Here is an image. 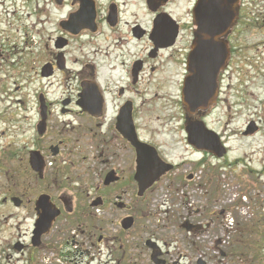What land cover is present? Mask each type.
I'll return each instance as SVG.
<instances>
[{
  "label": "flooded vegetation",
  "instance_id": "flooded-vegetation-1",
  "mask_svg": "<svg viewBox=\"0 0 264 264\" xmlns=\"http://www.w3.org/2000/svg\"><path fill=\"white\" fill-rule=\"evenodd\" d=\"M88 1L89 6L92 5L93 8L87 16L90 19L91 13L93 25L91 29L73 34L65 29V26H61V22H69L72 14L79 12L84 4L72 0L69 5L67 0H56L58 5L64 6L59 8L71 9L60 19L58 33L43 41L41 45L43 47L39 51L41 55L31 52L32 49H25L19 54L11 49L9 54L0 53V57L7 58L6 65L9 67L27 68L29 74L34 73L40 81L51 83L58 75H64V78L74 81L72 85L69 83L64 85L62 100L59 101L61 116L69 121L67 126L72 125L71 119L76 117L90 122L92 130L79 125L80 131L75 138L78 142H82L88 136L91 146L93 144L92 150L96 152L95 159L105 170L100 175V181L93 183L94 188L83 190L86 195L84 204L77 207L74 204L75 193L71 192L72 186L70 182L69 186L65 183V179L68 181L72 178L80 179L79 176H71L79 173V166L75 169L76 163L71 161L74 150L72 145L68 144V139L56 141L49 146L53 159L61 157L64 151H69L67 160L62 162L61 166H53L52 162H48L46 151L31 150L27 164L32 172L31 180L35 184L27 188V193L30 197L35 196L28 201V205H33L35 218L28 238L24 241L19 239L10 247L15 250L18 257L7 263L5 259V262L0 264H122L123 262L125 264H158V262L159 264H197V258L193 259L190 255L178 252L180 246L188 245L192 248V238H188L189 241L179 240L173 243L162 240L164 230L159 226H152L153 231H150L148 226L140 224L132 205L124 201L132 195L130 193L132 187L140 201L152 192L150 188L143 197L138 196L139 187L135 179L137 152L130 139L124 135L127 134L128 112L138 142L155 149L163 162L174 165V170L181 166L179 161L183 165L184 160L188 158L185 155L182 158L172 157L175 151L182 150L184 153L191 151L192 154L199 153L215 159L206 151L190 144L187 135L190 126L202 128L203 125V128L215 134L221 149L226 151L223 160L227 161L231 152L229 142L234 135L228 133L230 125L235 120L232 112L237 115V106L245 104L248 101L247 97L252 95L249 87H246L244 92L242 86L236 84L234 79L237 75L238 77L253 75L254 70L259 69L262 62L264 63V47L262 52L260 49H255L256 44L252 38L258 36L259 27L250 8V3L253 1L238 0V13L233 27L218 38V45L225 44L228 58L218 74L216 100L207 109L198 108L191 112L184 104V90L185 82L190 76L188 61L194 49L195 33L198 29L196 8L201 0L138 2L150 17L146 23L141 24L136 20L138 14L133 13L135 20L124 34L118 32L122 24V16H126V11L122 9L124 5H133L132 0H107L103 7L99 4L100 0ZM118 1L121 3H117ZM35 15L37 14L34 11L29 13V16ZM127 25L128 23H125V27ZM90 38L93 41L95 57L92 63L85 62L82 55L89 45L80 43L83 39ZM47 73L51 75L48 76ZM33 78L34 76H31L30 80ZM86 85L92 87L95 93L93 113L83 111L78 104ZM49 96V92L43 90L38 97L40 106L41 102H44L47 108L46 131L43 135L38 134L40 138L48 135L51 128L49 120L53 116L54 103ZM23 100L25 99H18L20 101L18 103H23ZM219 106L223 110L222 120L216 118L214 113ZM172 110L176 112L169 115ZM153 124H156V128L152 126ZM260 131V126L251 120L242 129L241 135L251 137ZM91 132L93 137L90 138ZM84 146L81 145L80 149L82 150ZM54 150L57 152L56 156ZM32 151H38L45 161L42 175L31 166ZM58 183L64 187L63 190L67 193L65 195L70 193L72 196L70 199L58 194L55 189ZM42 195L49 196L61 213L52 224L51 230L42 235L40 244L36 245L32 239L38 217L36 203ZM25 196L27 195L6 196L3 204L14 205L17 209H21L26 205ZM67 207L71 208V211ZM111 207L123 211L126 215L123 221H120V230L102 224L98 216L100 212L109 215L108 209ZM64 212L68 216L77 214L79 222L83 221L80 219L83 217H91V220L73 227L59 225L58 223L65 216ZM170 213L168 210L165 212L155 210L154 216L165 215L167 219ZM128 218L132 219V225L126 229L124 224H128L126 222ZM169 229L166 227L167 232L172 231ZM179 232L185 233L182 226L175 234ZM149 241L153 244H148ZM154 252L160 255L154 258ZM105 254L114 259L104 263L102 257ZM199 257L209 264L203 256ZM85 260L89 262L85 263Z\"/></svg>",
  "mask_w": 264,
  "mask_h": 264
},
{
  "label": "rangeland",
  "instance_id": "rangeland-1",
  "mask_svg": "<svg viewBox=\"0 0 264 264\" xmlns=\"http://www.w3.org/2000/svg\"><path fill=\"white\" fill-rule=\"evenodd\" d=\"M70 1L72 0H67L69 5ZM132 1L135 5H124L122 9L126 11V16H122L119 33L124 34L132 25L135 20L133 13L138 14L136 20L141 24L146 23L150 17L142 4L138 3L144 2L143 0ZM251 1H253L250 3L253 17H256V22L259 24L258 36L252 37L256 44L254 48L262 52V47H264V0ZM37 2L38 6H36ZM106 2L107 0H100L99 4L103 7ZM117 3L120 4L121 1ZM59 7L64 6L58 5L56 0H0V53L9 54L11 49H14V52L19 54L25 49H32L31 52L41 55L39 51L43 47L41 46L43 41L58 33L60 19L65 17L71 9L70 7ZM32 11L37 15L29 16ZM125 23H128L127 27ZM92 42L91 38L80 42L82 45H89L82 54L85 62L88 63H92L95 59ZM6 62L7 58L0 57V262H5L6 259L7 263L18 257L15 250L10 247L19 239L24 241L28 238L35 218L33 205H28L29 198L33 199L35 196L30 197L27 193V188L35 184L31 180L32 172L27 164L31 150L46 151L48 162H52L53 166H61L62 162L67 160L69 151H64L61 157L53 159L49 146L56 141L68 139V144L72 145L74 150L71 161L76 163L75 169L79 166V173L71 174V176H79L80 179L72 178L70 181L65 179V183L69 186L70 182L71 192L75 193L74 204L77 207L84 204L86 195L83 190L94 188L93 183L100 181V175L105 168L98 160L96 161V152L92 150L93 144L91 146L88 136L82 142H78L75 138L80 131L79 125L92 130L90 122L76 117L71 119L73 124L67 126L69 121L61 116L59 101L62 100L64 85L66 83L72 85L74 81L64 78V75H58L51 83L40 81L34 73L29 74L30 71L27 68L16 69L7 66ZM31 76H34L32 80H30ZM234 82L241 85L244 92L246 87H249L252 95L247 97L248 101L245 104L237 106V115L232 112L235 120L230 125L228 133L231 132L234 135L229 142L231 152L227 161L214 160L207 156L200 161V155L192 154L191 151L187 153L182 150L175 151L172 154L174 158H182L183 155L188 157L183 165L179 161L181 166L171 175L164 177L143 201L137 198L134 187L130 192L132 195L124 201L132 205L140 224L148 226L150 231H153L152 226H159L164 230L162 240L173 243L179 240L189 241L188 238H192V248L188 245L179 247L178 252H183L184 255H190L193 259L203 256L209 264H264V249H262L264 238H261L259 229V226L264 228V63L262 62L259 69L254 70L253 75L246 74L239 77L237 75ZM43 90L49 92V98L54 104L52 106L53 116L49 120L51 126L49 134L40 138L36 132L37 125L41 121L38 97ZM22 98L25 99L23 103H18L20 102L18 99ZM235 101L241 102L240 100ZM222 111L219 106L214 112L215 117L222 120ZM175 112L176 110H172L168 114ZM251 120L260 126L261 131L251 137H243L241 131ZM152 126L156 128V124ZM89 137H93V132L89 134ZM83 144L85 146L81 150L80 146ZM224 164L226 165V183L220 171V167H224ZM209 165L212 167L208 168ZM191 173L193 175L195 173L196 177L188 180L187 176ZM199 179H203L204 182L191 187ZM61 187L59 183L55 185L58 194L70 199V193L65 195L67 193L63 190L64 187ZM237 193L247 198L238 201V204L245 209L250 208V211H240L241 214H239L238 211L232 209L235 203L229 201L228 198ZM17 195H27L24 197L26 205L23 208L17 209L14 205L3 204L6 196ZM164 207L170 209L171 213L165 223H160L156 220L154 212ZM220 207L228 209L229 212L233 211V218L238 226L236 231L225 232L223 225L225 226L226 221H223L221 217H211ZM108 210L109 215L104 212L98 213L102 224L120 230V221H123L126 215L117 208L111 207ZM195 210L200 211V215L194 217L190 213L192 216L190 223H206L210 224V227L192 237L185 233L180 234V232L175 234L176 230L188 220L187 213ZM63 214L65 216L58 223L59 225L73 227L91 220V217H83L80 218L83 221L79 222L77 214L70 216L66 212ZM166 227L172 231L167 232ZM216 236L224 240V243L217 249L214 245H210ZM243 247L247 248L245 256ZM113 259L114 257H109L108 254L102 257L104 263ZM88 262L85 260V263Z\"/></svg>",
  "mask_w": 264,
  "mask_h": 264
},
{
  "label": "water",
  "instance_id": "water-1",
  "mask_svg": "<svg viewBox=\"0 0 264 264\" xmlns=\"http://www.w3.org/2000/svg\"><path fill=\"white\" fill-rule=\"evenodd\" d=\"M75 1H80L84 6L81 7L79 12L72 14L73 16L69 22H64L61 26H65V29H68L73 34H79L84 29L92 28L91 13L90 19L87 16L90 9L93 11V8L92 5L89 6L88 0ZM237 3L238 0H201L196 8V25L198 29L195 33L196 41L194 49L188 61L190 76L185 82L184 90V104L190 112L198 108L207 109L217 98L218 74L225 66L226 59L228 58L226 46L225 44L218 45V38L225 35L233 27L238 13ZM46 75L49 76L51 74L47 73ZM86 86L80 95L78 104L82 107L83 111L93 113L92 107L95 105V93L92 87ZM39 111H41L42 120L38 124L37 132L39 135H43L46 131L47 122V108L44 102H41ZM130 116L128 112L127 134L124 135L130 139L137 152L135 179L139 186L138 195L143 197L144 193L153 187L162 175L171 171L173 167L170 164L164 163L159 158L155 149L138 142ZM188 133L190 144L194 145L197 149L207 151L219 159L225 155V151L218 144L217 136L203 128V125L202 128L195 126L188 127ZM56 155L57 152L54 150V156ZM30 163L33 169L42 175L45 161L38 151L31 152ZM16 206H18L17 203ZM36 208L38 219L33 241L36 245H39L42 235L50 231L52 224L60 215V212L47 195L39 197ZM67 209L71 211V208L67 207ZM126 222L128 224H124V227L129 229L132 225V219H126ZM184 227L188 231L196 230V227L189 224H185ZM148 244L152 243L148 242ZM159 255L157 252L153 253L154 258ZM199 264L205 263L200 260Z\"/></svg>",
  "mask_w": 264,
  "mask_h": 264
},
{
  "label": "trees",
  "instance_id": "trees-1",
  "mask_svg": "<svg viewBox=\"0 0 264 264\" xmlns=\"http://www.w3.org/2000/svg\"><path fill=\"white\" fill-rule=\"evenodd\" d=\"M260 228V233H261V238H264V228H263V226H259ZM243 249H244V256H245V253L247 252V248L246 247H243ZM262 249H264V248H262ZM249 253H250V250L248 251Z\"/></svg>",
  "mask_w": 264,
  "mask_h": 264
},
{
  "label": "bare ground",
  "instance_id": "bare-ground-1",
  "mask_svg": "<svg viewBox=\"0 0 264 264\" xmlns=\"http://www.w3.org/2000/svg\"><path fill=\"white\" fill-rule=\"evenodd\" d=\"M124 12H125V10H124Z\"/></svg>",
  "mask_w": 264,
  "mask_h": 264
}]
</instances>
